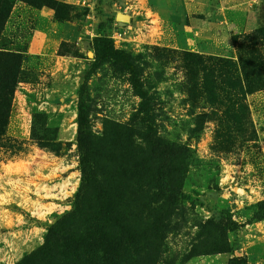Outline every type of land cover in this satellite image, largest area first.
Returning a JSON list of instances; mask_svg holds the SVG:
<instances>
[{
  "label": "rangeland",
  "instance_id": "rangeland-1",
  "mask_svg": "<svg viewBox=\"0 0 264 264\" xmlns=\"http://www.w3.org/2000/svg\"><path fill=\"white\" fill-rule=\"evenodd\" d=\"M55 1L69 6L63 18L14 0L0 32V51L21 58L0 137V264L35 252L77 208L71 224L78 233L108 217L113 227L100 228L93 247L59 241L53 229L50 242L70 259L92 248L105 259L110 248L112 261L123 250L129 264H264V89L245 99L256 137L240 130L223 142L218 123L231 105L207 101L200 66L186 56L238 62L231 39L215 49L226 43L195 38L205 16L197 0L186 14L184 0ZM67 22L74 38H61ZM209 30L216 32L201 25ZM101 34L120 57L95 56ZM256 49L264 63L260 38ZM79 111L92 184L76 199Z\"/></svg>",
  "mask_w": 264,
  "mask_h": 264
},
{
  "label": "trees",
  "instance_id": "trees-1",
  "mask_svg": "<svg viewBox=\"0 0 264 264\" xmlns=\"http://www.w3.org/2000/svg\"><path fill=\"white\" fill-rule=\"evenodd\" d=\"M14 0H0V32H2L6 21L8 20L12 2ZM29 7L34 9L47 7L52 11H55L58 18H63L65 12H60L61 8L69 7L68 5L61 4L55 0H19ZM243 38L242 43H238V39ZM260 38L264 41V26L256 29L254 34H235L231 36V42L236 46L239 60L234 62L227 56H208L202 57L195 52L187 51L186 56L190 61L200 66L202 77L201 87L205 98L211 104H216L220 99H226L231 105V111L225 116L226 121H219L218 131L223 133V137L226 139L223 142H228L231 139L233 132H239L240 130H250L249 138L254 139L256 137V131L249 121V108L245 102L248 95L253 94L256 91L264 89V63L258 57L256 49V40ZM100 43L95 47V56L118 58L122 55L121 51L114 49L112 45V39L105 37L101 34L97 40ZM21 58L17 53L1 52L0 51V137L5 134L7 124L12 110V99L14 85L18 75L19 63ZM85 120H83L82 112L79 111L78 126H77V149L80 152L79 163L81 167L80 183L75 194V198H78V193L86 187V184H92V176L85 165L84 155L87 152V133L85 132ZM102 197L101 204L105 205V213L110 210L109 203L105 201V196ZM76 209V207H75ZM74 209V210H75ZM73 210V211H74ZM79 213L71 212L64 214L57 220L53 226L50 227V231L46 234L44 244L39 247L32 254H25L15 264H129V261L124 256V252L120 253L118 258L114 261L111 260L110 248L105 259L100 257L96 258L93 248L88 251H82L74 254L73 258H69L65 253L60 252L59 245L56 242H50V233L53 229L54 232L59 234V241L69 240L70 243H86L93 247L92 242L95 241V235L98 234L100 228L111 229L109 217L105 219L103 225L95 231L84 227L82 233H78L79 229H76L71 224V220L74 219ZM69 217H72L69 219ZM69 219V220H68ZM208 224L215 225L212 220H207ZM94 229V228H93ZM116 233L119 229H116ZM62 231V233H60ZM106 236L105 242L110 239L108 233H99Z\"/></svg>",
  "mask_w": 264,
  "mask_h": 264
},
{
  "label": "crops",
  "instance_id": "crops-1",
  "mask_svg": "<svg viewBox=\"0 0 264 264\" xmlns=\"http://www.w3.org/2000/svg\"><path fill=\"white\" fill-rule=\"evenodd\" d=\"M69 4H80L85 0H59ZM195 1V0H194ZM193 0H184V5L181 4V12L186 14L189 12L188 2H194ZM196 4H201L205 16L203 23L198 24V29L195 31L196 39H206L205 35H211L214 39H222L226 44L221 46H215V49L229 47L231 36L241 32H249L264 25V0H217L214 3L209 0H203ZM93 4V2L91 3ZM90 7V4H87ZM254 7V8H250ZM201 25L210 26L215 29L216 32L209 30L201 31ZM191 29V28H190ZM194 28H192L193 30ZM196 30V29H194ZM200 30V31H198ZM61 38H74L73 25L71 23H65L62 26ZM199 35V36H198ZM229 40V41H226Z\"/></svg>",
  "mask_w": 264,
  "mask_h": 264
},
{
  "label": "water",
  "instance_id": "water-1",
  "mask_svg": "<svg viewBox=\"0 0 264 264\" xmlns=\"http://www.w3.org/2000/svg\"><path fill=\"white\" fill-rule=\"evenodd\" d=\"M115 18L116 20H118L120 23L123 24L127 21L128 16L123 13L118 12Z\"/></svg>",
  "mask_w": 264,
  "mask_h": 264
},
{
  "label": "built area",
  "instance_id": "built-area-1",
  "mask_svg": "<svg viewBox=\"0 0 264 264\" xmlns=\"http://www.w3.org/2000/svg\"><path fill=\"white\" fill-rule=\"evenodd\" d=\"M111 37L114 39L115 37H119V34H117V35L114 34Z\"/></svg>",
  "mask_w": 264,
  "mask_h": 264
}]
</instances>
